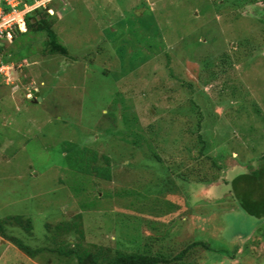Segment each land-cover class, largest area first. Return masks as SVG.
Masks as SVG:
<instances>
[{
    "label": "rangeland",
    "instance_id": "1",
    "mask_svg": "<svg viewBox=\"0 0 264 264\" xmlns=\"http://www.w3.org/2000/svg\"><path fill=\"white\" fill-rule=\"evenodd\" d=\"M222 2L56 0L53 29L67 55L43 53V34L0 40L7 54L25 56L0 79V219H28L32 234H9L44 246L52 238L45 224L81 214L89 243L123 238L129 250L135 223L139 236L156 239L152 253L167 258L202 241L210 250L192 249L184 262L264 264L262 234L244 239L260 220L230 207L224 184L264 153L263 6ZM198 134L222 168L203 162L217 179L194 189L172 180L168 166L190 164ZM66 142L111 158L110 182L72 173ZM50 256L31 259L0 239V264Z\"/></svg>",
    "mask_w": 264,
    "mask_h": 264
},
{
    "label": "trees",
    "instance_id": "2",
    "mask_svg": "<svg viewBox=\"0 0 264 264\" xmlns=\"http://www.w3.org/2000/svg\"><path fill=\"white\" fill-rule=\"evenodd\" d=\"M221 1H223V5L230 6L231 8L235 6V10L237 11L238 9L240 10V7L242 8L261 3L264 13V0ZM25 2L31 3L32 0H25ZM52 4L53 3L46 6L44 9H36L32 13L27 14L25 16L26 32L14 31L13 42L17 38H22L28 34H43V53L46 52L49 55H67V49L59 43L53 29V18L56 14L54 12L53 14H49L48 12ZM261 22H264V20ZM29 42H31V40ZM245 43L248 44V41ZM239 47H241L240 44ZM10 50H8L7 54L5 48L0 47V54L2 55L0 64L14 63L16 65L24 59L25 56ZM194 142H196V144H194L195 146L193 147L197 148L192 149L196 151L197 155L190 156V164H184L180 167L177 166L179 169L169 165L168 169L170 170V177L172 180H175V182H181V180L185 182L188 181V183L192 185L191 187L195 189L198 184H210L217 179V177H215V171L210 173L207 172L203 162L210 165L209 169L217 168L219 170L222 167L218 164L219 159H217L216 162H211V154L205 155L204 148L206 147V142L201 135L198 134ZM62 149L67 166L72 173L101 180L102 182H110L112 179L111 158L105 154H99L90 147L70 142L64 143ZM147 157L150 160L156 161L158 164H162V166L165 164L158 154L152 153L151 155H147ZM237 159L238 158H234V161ZM101 160H103L104 164H101ZM244 167L245 171H243V173L238 174L230 181L226 179L224 182V184H229L230 186V195L228 197L231 200L230 207L234 208L236 206L246 215L260 220L259 224L263 226L261 227V225L258 224L259 226H257V229L245 235L244 239L248 236L260 233L264 239V234L261 232V230L264 231V153L258 157L255 166L251 159ZM194 189H190L189 191L192 193ZM132 193L135 194L134 192ZM121 194L118 196L121 197ZM103 196L104 195L98 196V193L95 194L94 202L101 200ZM125 196L128 195L125 193ZM97 203L99 202H96V204ZM82 224L81 214L55 225L45 224V229L52 235V238H50L51 241L47 245L32 248L24 244L18 237L6 231L8 227H17L23 230L27 235H31L32 227L30 220L21 216L6 217L0 219V239L11 244L31 259H36L40 254L45 253L49 256L54 255L58 257L57 261L66 264H191L189 261L184 262L183 259L192 249L202 248L205 251L210 250V246L207 242L194 241L171 258L165 257L160 252L152 253V248L156 245V239L154 237L151 238V236L149 238L139 236V225L135 223L132 225V230L136 232L135 236H130L125 239V241L130 244L137 242L133 247L129 248V250L121 249L120 244H122L123 238L121 242L120 239L117 241L114 240V245L111 246L98 245L89 243L85 240V232ZM125 233L127 232L125 231ZM242 240L243 239L240 241ZM235 250V253H237L239 248L237 247ZM233 257L234 253L229 256L231 260L234 259ZM42 258L44 259V257H40L38 260ZM46 261L45 263L48 264L53 262L51 256L50 258H46ZM220 263L228 264L227 261L224 263L220 261Z\"/></svg>",
    "mask_w": 264,
    "mask_h": 264
},
{
    "label": "built area",
    "instance_id": "3",
    "mask_svg": "<svg viewBox=\"0 0 264 264\" xmlns=\"http://www.w3.org/2000/svg\"><path fill=\"white\" fill-rule=\"evenodd\" d=\"M49 1L32 0V3H28L25 0H0V40L10 42L14 31H25V16ZM10 68L0 64V77L8 78Z\"/></svg>",
    "mask_w": 264,
    "mask_h": 264
},
{
    "label": "clouds",
    "instance_id": "4",
    "mask_svg": "<svg viewBox=\"0 0 264 264\" xmlns=\"http://www.w3.org/2000/svg\"><path fill=\"white\" fill-rule=\"evenodd\" d=\"M54 1H56V0H50L49 2H47V3H45L43 6H40V7H38V8H36V9H44L46 6H48V5H50L51 3H53ZM32 3V2H31ZM36 9H34L33 11H35ZM32 11V12H33ZM32 12H30V13H32ZM48 12H49V14H53V10L52 9H49L48 10ZM29 14V13H28ZM24 32H26V29H25V31H23L22 33H24ZM14 37V36H13ZM14 39V38H13ZM13 39H12V41H10V42H13ZM5 42H7L8 43V41H5ZM0 59L2 58V55L0 54ZM1 64H3V63H1ZM3 65H7V66H10L11 68L9 69V72H10V70H12L13 69V66H14V64L13 63H8V64H3ZM6 77H0V79H5ZM7 79V78H6ZM7 81V80H6ZM8 82V81H7ZM37 93V92H36ZM31 94H33L32 93V91L31 92H29V96L31 95ZM34 95V94H33ZM35 99V98H34Z\"/></svg>",
    "mask_w": 264,
    "mask_h": 264
},
{
    "label": "water",
    "instance_id": "5",
    "mask_svg": "<svg viewBox=\"0 0 264 264\" xmlns=\"http://www.w3.org/2000/svg\"><path fill=\"white\" fill-rule=\"evenodd\" d=\"M32 93L34 94V98H35L34 102L35 103L41 100L38 93H36L34 90H32Z\"/></svg>",
    "mask_w": 264,
    "mask_h": 264
}]
</instances>
